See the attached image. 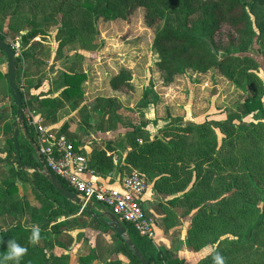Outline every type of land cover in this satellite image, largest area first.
I'll return each mask as SVG.
<instances>
[{"label": "trees", "instance_id": "1", "mask_svg": "<svg viewBox=\"0 0 264 264\" xmlns=\"http://www.w3.org/2000/svg\"><path fill=\"white\" fill-rule=\"evenodd\" d=\"M51 3L56 10L66 11L67 16L74 20L77 9L82 11L80 21L76 20L71 28L62 26L57 35L59 50L67 47L74 52V60L70 69L64 73L65 87L57 98L40 100L32 96L27 99L21 90L24 112L30 107L38 111L43 110V107L59 109L69 103L77 105L83 100L82 84L86 81L87 74L75 66L77 61L83 60L81 49H88L84 45L85 34L93 32L92 18L96 16L126 19L136 8L144 7L145 23L155 32L153 47L159 56L157 67L166 82H173L176 76L190 71L206 73L213 68L233 79L242 70L243 64L253 61V56L247 53L252 51L255 39L264 41V0H0V21L16 16L21 7L38 9ZM23 22L18 20V24ZM18 24L12 26L11 30L21 47L34 41L36 37L46 40L47 32L41 28ZM8 36L9 34L0 31V38L11 44L7 40ZM0 52L7 60L5 53L2 50ZM24 54L28 58L31 56L28 52ZM15 60L16 82L21 89L18 71L21 58L15 57ZM131 80V72L122 68L111 77L109 85L112 90L129 92L134 90ZM8 98L11 103L6 105L4 103ZM258 111L264 113L262 98L256 93H247L238 102L233 115L216 125L235 127L237 120ZM16 117L17 106L7 71L0 70V129L5 122L11 123L9 129L5 130L8 134L4 142L7 147L5 156L0 158L3 161L0 165V218H8L11 224L7 227L0 226V257L6 254L8 239H15L27 249L20 264H73L74 260L67 251H53L58 250L59 236L64 234V229L82 222L88 227L111 231L113 240L117 243L115 252L125 255L129 264H142L122 236L86 213L79 212L77 206L64 197L46 174L35 170L40 166V160L31 140L28 139L25 147L18 143L21 161L19 160L13 143V122ZM179 121L183 122V119L176 118L173 122L176 126L170 128L178 135L169 141L160 138L152 141L148 130L140 127L127 134L130 146L128 164L133 167L129 172L144 175L149 181L155 179V187L160 193H168L160 185L163 179L161 173L174 175L185 181L187 176L195 172L197 184L209 186L206 176L211 177L216 172L204 170L203 166H220L215 158L217 137L211 122L188 124ZM28 130L35 141L33 130L30 127ZM61 133L88 158L89 167L98 174L106 176L116 168L115 157L120 155V151L112 143L109 145V142L107 148H96L87 155L75 133L71 134L66 130ZM252 136H256L253 137L255 144H264V121L253 124L244 138L249 140ZM128 164L127 169L130 167ZM178 169L184 172L178 173ZM175 171L176 175L173 174ZM3 174L5 176L1 177ZM58 179L64 187L73 191L63 179ZM20 185H28L30 192H20ZM227 185L224 194L212 206L201 200L200 190L185 192L187 198L184 202L188 201L189 207L181 209L180 215L177 211L176 214L169 212L166 231L173 226L180 228L183 224L180 217L191 216L187 236L189 247L197 252L224 241L226 245H222L217 251L224 257L225 264H233L237 260L235 255L246 247V243H252L259 232L264 231V190L260 189L261 186L249 173L245 176L233 175ZM252 187L258 194L255 199L244 195ZM176 191L180 189L177 188ZM198 197L200 199L195 200ZM178 198L169 201L177 210L181 207L177 202ZM175 216L176 221L173 222ZM61 217L65 219L60 220ZM27 218L41 221L40 238L36 243L29 240L32 226L26 224ZM125 226L135 247L150 264H186L173 250L157 245L152 239L140 235L132 226ZM226 234H233L235 238L223 239ZM94 251L91 248L89 253L81 254L76 264H91L97 257ZM230 256L234 258L228 261ZM5 264L12 262L7 261ZM105 264L124 263L116 259ZM195 264H212L211 256H205Z\"/></svg>", "mask_w": 264, "mask_h": 264}, {"label": "rangeland", "instance_id": "2", "mask_svg": "<svg viewBox=\"0 0 264 264\" xmlns=\"http://www.w3.org/2000/svg\"><path fill=\"white\" fill-rule=\"evenodd\" d=\"M81 13L82 11L77 9L74 20L67 16L66 11L56 10L52 3L42 5L38 9L25 6L21 7L16 16L0 21V31L9 34L7 40L15 44L18 38L12 34L11 27L17 25L18 20L21 19L24 22L19 23V26L26 21L25 27L31 25L41 28L47 32V38H45L47 42L58 46L57 35L61 27H73L76 20H81ZM145 14L146 9L138 7L126 19L93 16L91 29L93 32L85 34L84 45L88 49L80 51L84 52L82 53L84 63L80 65L81 61H77L75 66H81L79 70H85L87 73V82L82 85L85 103L81 105L82 108L80 107L77 115L79 118L77 123L80 124L76 136L82 147L85 143L89 144V148L84 149L87 155L96 148H107L109 142V145L112 143V146L120 152L129 151L127 134L137 127L148 130L152 138L169 141L178 135L174 129H170L176 126V123H173L176 118H182L183 122H179L188 124L190 122L196 124L211 122L217 137L215 158L220 166L206 165L207 170L216 173L211 177L206 176L209 186H197V190L201 191V195L199 194L201 200L203 199L208 206H212L224 194V188L228 186L227 184L231 182L235 174L253 175L258 185L261 186L260 189L264 190V144H255L253 141L256 136H252L249 140L244 138L253 124L264 121L263 111L243 116L242 119L236 121L237 126L235 127L216 125L233 115L238 102L247 93H256L262 98L264 104V41L260 38L255 39L252 51L247 53L253 56V61L243 64L242 70L233 79L213 68L206 73L190 71L176 76L173 82H166L157 67L159 56L153 47L155 32L146 25ZM66 49L68 50L67 47ZM60 55L62 56L59 59L63 61V53ZM21 61L22 58L20 65ZM7 66V60L0 52V70L6 72ZM53 66H57L53 71H57L56 77L59 79L56 82L59 84L63 79L62 73L64 70H69L71 65L64 66L65 69H61L63 67L61 62ZM122 68L128 69L132 74L131 83L134 87L132 91L112 90L109 85L111 77ZM6 102V105L11 103L9 98ZM9 127L10 122L7 121L0 129V158L2 159L7 148L4 144L8 137L5 130ZM112 127L114 129H110ZM19 128L21 130L18 143L24 146L28 143V137L23 128L21 126ZM108 132L112 135H107ZM108 136L111 139H108ZM184 140L187 142L186 139ZM2 164L3 161L0 159V165ZM129 170L130 168L127 169L126 175L131 174ZM4 176V174L1 175V177ZM240 189L242 190V187ZM244 195L253 199L258 197L253 187ZM183 208L176 209L179 215ZM190 221L191 218L187 225V235ZM9 224L11 221L8 218H0V226L7 227ZM26 224L40 226L41 221L27 218ZM88 233L91 237V231L88 230ZM84 234L73 231L72 237L59 239L58 250H54L53 253H62L71 249L75 261L73 264H76L79 258L77 250L88 251V246H84L81 242ZM102 236L108 238L107 234ZM224 238L233 239L235 236L226 234ZM222 245L224 247L226 243L223 241V243L208 247L215 248L217 251ZM204 250L197 252L203 256L205 255ZM233 258L234 256H230L228 261ZM235 258L237 260L233 264H262L264 261V231H260L252 243L247 242L246 247L240 250ZM95 264H101V262Z\"/></svg>", "mask_w": 264, "mask_h": 264}, {"label": "crops", "instance_id": "3", "mask_svg": "<svg viewBox=\"0 0 264 264\" xmlns=\"http://www.w3.org/2000/svg\"><path fill=\"white\" fill-rule=\"evenodd\" d=\"M22 51V61L21 65L19 64V67L21 66V68L18 67V71L21 90L25 94L26 98L30 99V97L32 96L38 97L40 100L57 98L65 87L64 73L66 70H64V73H62L63 79L61 83L58 84L56 82L59 79L58 77H56L57 71H53L57 68V66L54 67L53 65L59 64L61 62V65H63L62 68L60 67L61 69H65L64 66L72 65L74 60V52L68 51L67 49L65 50V48L59 50L58 46L53 45L52 42L50 44L49 42H47V40H42L38 37H36L34 41H31L28 45L23 46ZM25 52H28V54H30L31 56H29V58L26 57L24 54ZM61 53H63V61L59 59L62 56L60 55ZM82 53L84 54V52H81V54ZM83 63L84 59L80 62V65H83ZM80 67L78 65V70L81 69ZM83 100L77 105L69 103L60 107L59 109L43 107L44 111L40 110L39 112L44 116L46 123L52 128H55L59 132L66 130L71 134L75 133V135H77L76 133H78V125L80 124L77 123L79 121L77 115L81 105H84L85 103ZM4 104H7V102ZM6 123L7 122H5V124ZM110 134L111 133L108 132L107 135ZM150 138L152 141L155 140V138ZM108 139H111L110 136H108ZM83 148L85 150L88 149L89 144L85 143ZM129 152L130 150L125 153L120 152V155L115 157L116 168L113 171L109 172L106 176H102L94 170L95 176H97L109 187L121 188V182L126 175L125 173L127 172L126 165L128 164ZM129 168L133 169L132 166H130ZM206 168L207 166L204 165L203 169L207 170L208 168ZM32 171L33 170H31V172ZM179 172L183 173L184 171L178 169V173ZM173 174L176 175V171ZM161 177L163 179L161 180L160 185L161 187L166 189L168 193H163L162 191L160 193L155 187L154 179L149 181L150 183L148 190L146 191V194L144 195L142 200V205L145 212L148 215L152 216L156 222L155 243L157 245L165 246L168 249L173 250L174 253H176L180 259H183L186 262V264H195L199 259L205 257V255L200 256L198 252L192 250L188 246V235L186 234V232L187 225L189 223L188 221L191 216H187L184 218L178 216L180 217V221L183 223L182 226L178 229H176V226H173L169 228V231H166V228L168 226V219H170V216H168L169 212L171 211V213L174 212L176 214V206L170 204L169 201L176 197H179L177 201L179 206L184 208L189 207V202H184V200L187 198L185 192H190L191 190L197 189L198 184L196 181L197 178L195 176V172H193L190 176H187V180L185 181H182L181 178L176 177L174 175H169L167 173H161ZM177 188L180 189V191H176ZM30 190L31 189L28 185H20V192L28 193L30 192ZM64 219L65 217L60 218V220ZM172 221H176V216L175 218H173ZM122 223L125 224L124 222ZM110 229L113 230L112 228ZM88 230L92 233L91 237L88 235ZM73 231H78L83 234L85 233L81 242L84 244V246H88V248L86 247L88 251L82 252L80 250H77L79 256L81 254L89 253L91 248L95 249L94 252L96 253L97 257L92 261L91 264H95L96 262H101V264H105L107 261L116 259L122 260L124 264H129V259L125 255H123L122 253L115 252V249L117 248V243L114 242L111 231L88 227L85 226L82 222H80V224H71L69 228H65L64 234L62 236H59L60 240H63L64 237H72ZM105 234L108 235V238L102 236ZM67 253H70V255L72 256L73 250H67Z\"/></svg>", "mask_w": 264, "mask_h": 264}, {"label": "built area", "instance_id": "4", "mask_svg": "<svg viewBox=\"0 0 264 264\" xmlns=\"http://www.w3.org/2000/svg\"><path fill=\"white\" fill-rule=\"evenodd\" d=\"M10 45L16 57L22 58L19 42ZM24 118L26 126L33 130L35 145L47 168L72 187L85 200V206L91 201L99 203L140 235L155 242L156 222L142 205L150 183L144 175L134 172L123 178L121 188L109 187L95 176L88 158L68 137L48 125L36 108H27ZM79 212L83 211L79 209Z\"/></svg>", "mask_w": 264, "mask_h": 264}, {"label": "water", "instance_id": "5", "mask_svg": "<svg viewBox=\"0 0 264 264\" xmlns=\"http://www.w3.org/2000/svg\"><path fill=\"white\" fill-rule=\"evenodd\" d=\"M0 50H2L5 53L6 58H7L8 82L13 92L15 105L17 106V117L14 122V141L13 143H14L19 160L21 161L20 147L18 144V135L20 132L19 126H21L23 128L24 133L28 137V139L31 140L35 148V152L40 160V166L37 167L35 170L46 174L51 180V182L56 186V188H58V190L61 191L64 197L68 199L70 202H72L73 204H75L78 209H81L84 213L90 215L94 219L109 226L110 228L115 230L120 236H122L127 242L129 248L133 251L134 255L140 260L142 264H150L141 254L139 249L135 247L132 239L129 236L127 227L125 226V224L122 223V221L118 217H116L109 210H107L105 207H103L97 202L91 201V202H88L85 206V200L81 196H79L76 192L71 191L67 189L66 187H64V185L59 181L58 177L47 168L43 158L38 152V149H37V146L35 145L34 140L30 136L28 127L25 124L24 108H23V94L21 93V89L16 82L15 51L9 43L3 41L1 38H0ZM22 165L24 166L23 163Z\"/></svg>", "mask_w": 264, "mask_h": 264}, {"label": "clouds", "instance_id": "6", "mask_svg": "<svg viewBox=\"0 0 264 264\" xmlns=\"http://www.w3.org/2000/svg\"><path fill=\"white\" fill-rule=\"evenodd\" d=\"M40 231L38 225H33L30 229L29 240L36 243L40 238ZM6 249V254L0 257V264H5L7 261H11L12 264H20L21 259L27 252V249L15 239H8ZM204 254L206 257L211 256L212 264H225L224 257L215 248H205Z\"/></svg>", "mask_w": 264, "mask_h": 264}]
</instances>
